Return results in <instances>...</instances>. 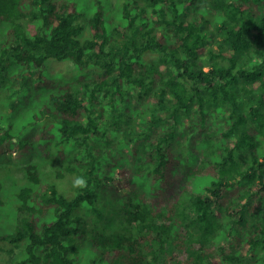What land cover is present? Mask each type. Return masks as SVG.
I'll return each instance as SVG.
<instances>
[{"label": "trees", "instance_id": "1", "mask_svg": "<svg viewBox=\"0 0 264 264\" xmlns=\"http://www.w3.org/2000/svg\"><path fill=\"white\" fill-rule=\"evenodd\" d=\"M0 22V90L26 106L0 155L52 164L8 203L15 264H264V0H0Z\"/></svg>", "mask_w": 264, "mask_h": 264}, {"label": "rangeland", "instance_id": "2", "mask_svg": "<svg viewBox=\"0 0 264 264\" xmlns=\"http://www.w3.org/2000/svg\"><path fill=\"white\" fill-rule=\"evenodd\" d=\"M59 2L60 0H55ZM87 6H91L94 0H84ZM112 4H115L116 0H111ZM7 26L0 22V41L5 37V29ZM202 64L208 62V56H204L202 59ZM48 71L51 77H54L58 74L63 76L64 79L70 81H76L79 78L80 72L78 68L73 64L71 61H56L52 60L48 64ZM21 80V79H20ZM36 80V79H35ZM19 84V81L16 82L15 80L11 82V84ZM135 89V88H134ZM129 88V94L131 96L135 95V90ZM20 95L16 94L14 90H0V114L4 116H11L16 118L17 121H23L25 118L26 113V106H20L18 103L20 101ZM108 96L106 95L103 100L102 104L97 108L101 113V117H105L107 115L106 111L108 108ZM135 105H139L138 101L133 99L132 101ZM13 103H16V109L13 107ZM31 104V103H28ZM221 118L216 117L213 120V126L215 130V135L218 137L214 139L216 142L219 140L220 136L216 130L221 127ZM26 136L32 137V133L29 130L26 132ZM221 139V138H220ZM118 143L122 144L126 141V138L121 134L118 135ZM195 142H198V137L196 134H188L185 138L180 141V144L175 145V150L177 152L186 153L189 152V149L192 151L198 148L195 146ZM135 146L134 143H130V148ZM195 155L200 157L198 153L195 151ZM200 158L198 159V163L201 161ZM38 162L43 168L45 172L46 178H49L48 175L52 172V164L45 158L41 157L40 154L35 150L27 155H20L19 153H11L9 152L7 155H0V230H12L14 223L11 221V215H9L11 207L8 205L12 203L11 199L14 196L15 192L19 190V188L25 183V167L32 163ZM255 215L257 214V210L252 211ZM250 212L251 214H253ZM5 246L0 243V264H15L17 260L22 256V250L17 249L13 252L12 255L6 254L3 249ZM87 250V247H84Z\"/></svg>", "mask_w": 264, "mask_h": 264}, {"label": "clouds", "instance_id": "3", "mask_svg": "<svg viewBox=\"0 0 264 264\" xmlns=\"http://www.w3.org/2000/svg\"><path fill=\"white\" fill-rule=\"evenodd\" d=\"M87 186V181L82 176H77L73 182L74 188H84Z\"/></svg>", "mask_w": 264, "mask_h": 264}]
</instances>
